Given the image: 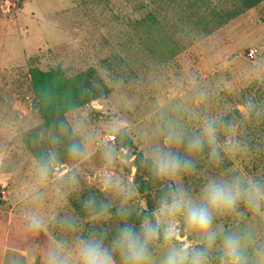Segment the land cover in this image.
<instances>
[{"label": "rangeland", "instance_id": "obj_1", "mask_svg": "<svg viewBox=\"0 0 264 264\" xmlns=\"http://www.w3.org/2000/svg\"><path fill=\"white\" fill-rule=\"evenodd\" d=\"M53 68L67 77L80 74L101 89L99 98L64 116L78 115L101 130L113 118L129 122L132 142L125 137L124 143L136 159L118 162L114 170L137 182L138 167L132 169L147 137L170 123L198 130L201 121L193 114L235 123L232 133L220 129L221 143L230 135L250 139V125L264 117V0H0V230L9 225L5 252L0 231L3 264H43L41 249L50 241L72 242L94 227L119 223L113 216L93 225L82 207L89 193L104 198L98 191L97 172L104 165L98 149L81 164L79 187L66 197L57 190L58 173L47 184L36 179V148L44 152L48 145L35 143V132L52 119L39 105L34 75ZM250 100L259 110L251 115L245 111ZM157 139L163 143L162 135ZM241 151H225L232 162L220 168L205 149L185 183L199 192L207 177L257 176ZM61 159L65 167L70 163L63 151ZM152 182L160 188V181ZM158 194L156 188L139 189L136 201L151 210ZM239 211L242 217H219L214 225L236 230L251 223L264 240V210L253 214L241 205ZM32 214L43 218L39 230L30 227ZM62 217L78 218L79 227L68 230ZM185 237L191 240L181 232Z\"/></svg>", "mask_w": 264, "mask_h": 264}, {"label": "clouds", "instance_id": "obj_2", "mask_svg": "<svg viewBox=\"0 0 264 264\" xmlns=\"http://www.w3.org/2000/svg\"><path fill=\"white\" fill-rule=\"evenodd\" d=\"M204 96L202 93L201 99ZM245 111L251 115L259 110L250 100ZM193 117L201 121L198 130L189 132L170 123L149 135L141 149L140 165L132 171L144 167L153 180L161 182L151 210L136 201L140 185L134 176L125 177L114 170L118 162L136 159L124 143L130 129L126 119L113 118L102 130L78 115L38 126L34 142L46 143L48 148L35 158L37 181L47 184L58 173L57 190L66 197L79 187L81 164L98 149L104 160L97 172L98 191L104 198L98 200L89 193L82 207L93 225H102L113 216L119 221L114 231L94 227L72 242L66 238L50 241L41 249L43 264H213L214 260L219 264H264V240L257 239L254 225L245 223L236 230L214 225L219 217H242L241 205L253 214L261 213L264 179L239 174L207 177L195 192L185 178L196 172V157L207 149L209 162L219 164L222 151H238L242 145L234 135L224 143L219 140L220 129L232 133L234 122L216 115ZM161 135L163 143L157 139ZM62 151L70 161L66 167ZM28 219L32 229H40L43 218L39 214ZM60 223L70 231L79 227L75 217H62ZM181 232L191 240L182 239Z\"/></svg>", "mask_w": 264, "mask_h": 264}, {"label": "trees", "instance_id": "obj_3", "mask_svg": "<svg viewBox=\"0 0 264 264\" xmlns=\"http://www.w3.org/2000/svg\"><path fill=\"white\" fill-rule=\"evenodd\" d=\"M34 76L36 79L34 80L33 88L40 98L39 105L44 109L43 114L52 119L50 123L65 117V111H69L73 107L78 108L87 101L100 97L101 89L93 81L83 78L80 74L67 77L66 72L61 68H53L47 71L37 69V73ZM258 119L261 121L260 124L256 122L250 125V139L245 138L244 142H241V153L245 152L250 157V172H259L254 177L264 179V117L259 115ZM126 138L131 144V139L128 136ZM117 143H119V138ZM40 150L39 147L36 148L37 156H39L38 153L42 152H37ZM206 151L208 153L207 149ZM140 160L141 154L138 157V165H140ZM231 162L230 154L222 151V161L218 164L220 168L228 167ZM143 168H137V182L140 185V189L144 193L151 192L153 188L159 189L157 182L156 184L152 182L156 180L149 178V174L143 175ZM147 195L151 197L150 194ZM114 229L115 227L112 228L113 231Z\"/></svg>", "mask_w": 264, "mask_h": 264}, {"label": "crops", "instance_id": "obj_4", "mask_svg": "<svg viewBox=\"0 0 264 264\" xmlns=\"http://www.w3.org/2000/svg\"><path fill=\"white\" fill-rule=\"evenodd\" d=\"M0 231H1V233H4L3 236H4V239H5V248H4V251L3 252H5V251H7L8 242H9V240L7 242V237H9V234H8V232H9V225L7 224V222L5 223V226L4 227L2 226V229ZM0 264H3V262H2V255H0Z\"/></svg>", "mask_w": 264, "mask_h": 264}]
</instances>
